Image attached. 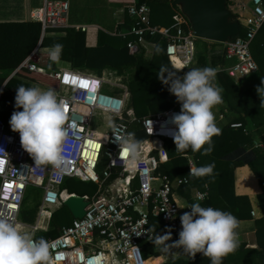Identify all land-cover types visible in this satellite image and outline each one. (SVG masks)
Returning a JSON list of instances; mask_svg holds the SVG:
<instances>
[{
    "label": "built area",
    "instance_id": "built-area-1",
    "mask_svg": "<svg viewBox=\"0 0 264 264\" xmlns=\"http://www.w3.org/2000/svg\"><path fill=\"white\" fill-rule=\"evenodd\" d=\"M251 2L253 17L246 26L245 35L221 44L225 60H232L233 64L218 71L234 80L244 79L257 71L250 45L264 24V3L262 0ZM68 13L69 4L65 0H44L40 7L31 11L30 20L40 24V42L14 73L23 69L45 74L43 68L38 66L41 57L56 64L49 59V50L44 52L40 44L49 32L67 27ZM126 14L131 27L118 32L116 36L127 39L129 52L151 57L156 46L153 40L159 37L165 41V55L173 69V58L184 69L197 63L201 54L196 51L195 41L201 39L194 35L181 13L173 17L174 23L168 27L151 23L150 9L146 4L134 1L126 9ZM49 76L58 83L55 91L65 103L68 115L70 148L67 163L60 169L51 165L35 166L33 159L20 146L19 133L11 131L10 124L0 121V148L5 152L0 151V218H8L18 224L22 232L35 238L39 230L47 231V228H38L42 218H45V226H49L54 212L63 207L69 197H80L87 203L83 217L73 219L69 226L60 229L56 237L47 239L51 264H150V258H145L142 252V246L153 239L150 217L159 218L163 225L179 233V217L183 213L175 192L189 186L195 177L189 174L191 168H196L191 158H187L185 176L169 178L157 173L160 164L166 161L162 139L173 140L175 126L171 123V117L179 110L172 107L137 119L132 112L125 110L129 92L121 80L111 82L104 76L64 69L51 72ZM114 87L120 88L119 94L112 95L106 91V88ZM98 112L109 118L110 131L105 140L96 138L91 128L92 117ZM134 123L143 130L146 139L141 144L139 162L130 165L129 154L119 148L116 139L134 133ZM228 126L232 129L242 128L241 123L237 122H230ZM154 140L158 141L159 146L150 145L144 155L143 145L152 144ZM102 154L105 155L106 164L99 175L97 168ZM116 168L120 169L118 177L105 186ZM130 169L135 174L128 179ZM70 179L95 184V195L89 197L69 193L62 187ZM30 188L40 190L41 195L34 222L25 223L20 216ZM205 197V193L195 195L200 201Z\"/></svg>",
    "mask_w": 264,
    "mask_h": 264
},
{
    "label": "trees",
    "instance_id": "trees-1",
    "mask_svg": "<svg viewBox=\"0 0 264 264\" xmlns=\"http://www.w3.org/2000/svg\"><path fill=\"white\" fill-rule=\"evenodd\" d=\"M235 0H226V7L235 16V19L240 18V9L234 4ZM172 0H136L137 4H146L150 9V20L153 25L160 27H168L174 23L173 17L175 12L171 7ZM264 25V24H263ZM131 27L129 18L118 27L123 31ZM239 35H245L246 29L239 25ZM40 38V24L37 22H5L0 23V73L14 71L19 64L34 50ZM127 39L115 35H108L103 32L98 33V42L95 48H87L84 46V35L75 31L68 30L65 38H44L42 46L52 47L55 44H62L63 51L60 56L61 60L72 62L76 57L83 59L82 65L75 64L81 68H87L101 75L103 71H113L116 76H127L128 91L131 95V107L137 119L156 115L174 106L180 111V104L176 101V97L168 91V86L162 83L159 77V70L162 67L173 69L165 55V41L155 37L153 40L156 46L153 50L150 60H145L143 55L132 54L126 48ZM251 55L253 47L250 48ZM223 56L222 45L218 43L211 44L205 49L204 54L199 56L197 63L198 67H213L217 68L219 64L225 62ZM221 68V67H220ZM217 71L216 83L222 91L224 107H226L229 116L232 117L231 122L241 123L242 128L232 129L226 124L220 135L214 137L216 144L225 142H233L235 148L221 157H216L210 154L200 152H177L175 144L170 140H165V152L169 160L158 167L157 173L167 175L169 178L185 176L187 174V158H192L196 168L201 166L214 164V171L211 176L192 178L190 187H196L200 190H206L208 197L202 202H193L188 200L189 205L192 203H200L202 207H213L226 211L234 215L238 221L254 219V212L251 214V205L248 194H236L234 189V204L233 206H225L217 196V177L220 172H231L233 177H238L246 170L250 171L255 176L260 192L256 194L259 207L262 212V217L254 219L256 226V241L258 248L256 250H247L243 245H238V256L233 264H256L264 261V151L256 142L258 131L256 128L264 124V106L261 105V98L257 93L258 85L245 92L241 91L236 86L232 78L224 72ZM189 69H184L176 74L183 76ZM23 72L29 71L20 69L16 72L17 76ZM37 74V73H35ZM40 75V74H38ZM167 77L168 73L164 74ZM6 77H0V121L3 124H9L11 114L16 109L14 107L15 94L17 86L27 84L15 78H10L7 82ZM49 79V78H48ZM45 86L56 88L57 85L50 83ZM111 90H109L110 92ZM114 93V91H111ZM134 134L137 140L144 141L146 135L143 130L136 124ZM245 130V132L243 131ZM143 148L148 149V143L143 145ZM142 148V149H143ZM106 164V158L101 156L98 164L97 173L101 175ZM120 169L113 170L110 179L105 183L108 186L114 181L119 174ZM68 181V180H67ZM66 181V182H67ZM63 184V189L67 183ZM188 187V186H184ZM181 187V188H184ZM234 187V182H233ZM97 189V187H96ZM35 189H28V193L33 195ZM72 193V192H69ZM75 194V193H73ZM77 195V194H76ZM82 196V195H78ZM28 197L24 200V207L21 212V220L25 223H33L36 213L37 204L29 205ZM59 214V218L57 215ZM73 221V217L69 211L63 206L51 217L49 226L46 232L42 231L35 235L36 239L54 238L58 235L63 227L69 226ZM150 229L153 233V239L143 246L145 258L157 257L158 255L152 251V245L155 243L157 235L164 234L166 230L178 239L176 229L163 225L159 218L150 217ZM176 231V232H175ZM174 232V233H173ZM163 264H210V260L202 254L197 253L192 259L176 258L171 262ZM222 264H227V256L223 259Z\"/></svg>",
    "mask_w": 264,
    "mask_h": 264
},
{
    "label": "clouds",
    "instance_id": "clouds-1",
    "mask_svg": "<svg viewBox=\"0 0 264 264\" xmlns=\"http://www.w3.org/2000/svg\"><path fill=\"white\" fill-rule=\"evenodd\" d=\"M62 51V44L53 45L48 51L49 59L58 62ZM182 69L184 66H175L171 70L162 67L158 74L181 106L179 113L171 117L175 126L172 132L175 151L195 153L203 150L204 154H210L212 138L221 134L212 110L223 102V89L216 83L217 71L213 67L192 68L178 76L176 73ZM165 73H168L167 77ZM257 93L264 106V79ZM14 100V107L21 110L11 114L10 128L19 133L20 146L33 159L34 165H51L57 169L65 166L70 148L68 115L65 103L55 89L19 85ZM116 142L129 154L130 165L139 162L142 141L137 140L134 133L118 137ZM0 151L4 152L2 148ZM214 167L209 164L191 168L189 174L211 176ZM187 208L190 211L179 217L178 239L166 249L179 248L189 259L200 253L210 260V264H222L223 259L238 248V219L229 212L202 207L200 203H192ZM170 239L168 232L157 235L155 243ZM0 264H51L50 244L44 238L35 239L22 232L18 224L8 218H0Z\"/></svg>",
    "mask_w": 264,
    "mask_h": 264
},
{
    "label": "crops",
    "instance_id": "crops-1",
    "mask_svg": "<svg viewBox=\"0 0 264 264\" xmlns=\"http://www.w3.org/2000/svg\"><path fill=\"white\" fill-rule=\"evenodd\" d=\"M65 1H67L69 4V13L66 22L67 27L65 29H61L58 31L49 32L44 38H65L68 30H75L81 33L82 35H84L85 47L95 48L97 46L99 32L116 36L118 32L122 31L121 29H118V27L123 23V21L127 19L126 9L130 4H132L136 0H65ZM43 2L44 0H0V23L30 22L31 11L40 7L43 4ZM262 2L264 3V0H262ZM234 4L240 8L238 12H240L241 15L240 18L237 19L239 25L243 26L246 29L247 24L251 21L253 17L252 2L251 0H235ZM40 34H41V28H40ZM43 39L41 40L40 47L45 52V50H49L51 47L42 46ZM39 42H40V38L37 45L39 44ZM252 47H253V53L255 55V56L252 55V58L257 65L256 73L241 80L232 79L233 83L236 86H238V88L243 92L260 85L262 79H264V25L260 28L256 36L254 37L250 45V48ZM82 61L83 59H78V57H76V59H74L72 62H67L59 59V61L56 62V64H54L51 62H47L45 60V57H41L38 66L40 68H43L45 74L38 75V73L35 74L33 72L30 73L23 72V74L20 77L17 76L16 73H14L13 71V73L10 76L6 77L7 79L5 82H7L10 78H15L27 84L28 87H40L41 89L52 88L45 86L43 82H45L46 84L53 83L57 85V87L53 89L57 90L58 83L54 78L49 76L51 72H58L59 70L64 69V70H75L82 73L97 75L95 74L94 71L90 69L81 68L80 66L75 65V64L82 65L83 64ZM232 64H233L232 60H227L223 64L217 65L218 66L217 68L230 66ZM192 68H202V67H198V64L195 63L191 68H189V70ZM100 76H104L106 79H109L111 82L120 81V79H118L119 77L116 76L113 71L105 70L102 72ZM122 85L125 86V83H122ZM108 89L111 90V88H106V90ZM111 91L109 92V94L114 95V93ZM126 101L128 100L126 99ZM223 107H224V103L222 102L221 104L215 107L217 111L214 109L212 110L214 111V114L216 111L215 122L217 126L221 129V131L223 127L226 125L225 123L226 120L230 119V116H228L227 114L226 116L225 113L222 111ZM125 110L127 112H132L131 110L129 111L127 110V102H126ZM97 115H99V117L101 118L102 129H105V127L108 126L110 123L109 118L106 115L101 114L100 112ZM220 116H223V118L220 119ZM135 126H136L135 123L132 124L133 129ZM98 128H100V126ZM98 128H93V135L100 140H104L106 134L105 132L104 133L98 132L96 130ZM256 131H258L256 136L257 138L256 141L260 142L259 147L264 151V124L261 127L256 128ZM214 137L212 138L213 156L216 157L224 156L225 154L231 152L235 148V144L233 142L224 141L221 144H216L214 142ZM150 145L158 147L159 143L157 140H154L152 144L148 143L149 148L148 149L143 148L142 149L143 154H147V152L150 149ZM168 160L169 158L166 154L165 162H167ZM191 160L195 161L192 158ZM217 178H218L216 184L217 196L225 206H229V207L233 206L234 189H235V193L238 195L248 194L249 196L248 198L251 205V214L253 212L255 214L253 218L259 219L262 217V212L259 207L258 201L256 199V194L260 192V188L258 186L255 176H253V174L250 171L246 170L245 172L241 173V175H238V177L235 176V178L233 177V174L231 172H227V171L220 172ZM233 182H234V187H233ZM175 193H176V200L178 202L180 211L182 213L190 211V209L187 208V206L189 205L188 200H191L193 202H202L206 200L208 197L206 190H200L196 187L191 188L190 185L188 187L179 188ZM196 193H205L206 197L202 201L197 200L195 198ZM254 219L239 221V227L236 229V232L238 234L239 245H243L244 248L247 250H256L258 248L256 241V226L254 224ZM43 220L44 218H42L39 221L38 228L48 229V226H45L46 223H44ZM163 228L164 230H166V232L164 234H161L160 236H163L166 233L170 232L165 227ZM175 240L177 239H175L174 236L171 234V239L169 241H164L163 243H159V244H164L160 246H166L167 244L169 245ZM155 244L156 243L152 245V251L156 253L158 256L150 257V259L160 257L163 259L161 264L171 262L176 258L189 259L186 255L182 253L180 249L178 250V248H171V247H169L170 248L168 254L169 257L166 258V256L159 253V250H162L163 248L159 247V249H156L154 247ZM237 249L235 252L227 255V264L235 263V259L239 256L238 254H241L240 252L238 253L239 250L237 251ZM254 262H256V264H264V261L257 262L256 259L254 260ZM157 264H160V262H158Z\"/></svg>",
    "mask_w": 264,
    "mask_h": 264
},
{
    "label": "water",
    "instance_id": "water-1",
    "mask_svg": "<svg viewBox=\"0 0 264 264\" xmlns=\"http://www.w3.org/2000/svg\"><path fill=\"white\" fill-rule=\"evenodd\" d=\"M171 7L179 8L198 39L223 44L239 35V22L226 7V0H172ZM63 205L73 219H80L87 203L71 196Z\"/></svg>",
    "mask_w": 264,
    "mask_h": 264
},
{
    "label": "rangeland",
    "instance_id": "rangeland-1",
    "mask_svg": "<svg viewBox=\"0 0 264 264\" xmlns=\"http://www.w3.org/2000/svg\"><path fill=\"white\" fill-rule=\"evenodd\" d=\"M172 3V2H171ZM171 5V4H170ZM173 8V10H174V14L175 15H180V10H179V8L178 7H172ZM201 44H202V46H201ZM208 45L210 46L211 45V43H207V42H204L203 40H196L195 41V46H196V51H197V53L199 54L200 53V50H201V55L200 56H202L203 54H204V51H205V49L208 47ZM144 57V56H143ZM145 58V60H150V55H147L146 57H144ZM13 73V71H7V72H4L3 74H0V76H3V77H7V76H10L11 74ZM127 76L128 75H126V77H124V76H119V78L118 79H120L121 81H122V83H125V86H127L128 87V82L126 81V79H127ZM129 89V88H128ZM109 90L110 89H108V90H106L107 92H109ZM111 90L112 91H114V95H117V94H119V92H120V88H118V87H114V88H111ZM119 96V95H118ZM225 106V105H224ZM174 107H176V106H174ZM214 110H216L217 111V109L214 107L213 108ZM219 109V108H218ZM222 109V108H221ZM127 110L129 111V110H131L132 112H133V110H132V107H131V95H130V92H129V98H128V101H127ZM228 109L226 108V107H223V112L225 113V115L227 114L228 116H229V113H228V111H227ZM216 111H215V114H216ZM219 111V110H218ZM214 112V111H213ZM220 112V111H219ZM218 112V113H219ZM99 113V112H98ZM134 113V112H133ZM215 114H214V116H215ZM220 114V113H219ZM134 115V114H133ZM226 115V116H227ZM135 116V115H134ZM149 116H152V115H149ZM232 117H234V116H230V119H228V120H226V124H228V123H230L231 122V120H232ZM136 118V117H135ZM223 118V116H220V119H222ZM100 126V128H98ZM91 128L93 129V128H98V129H96L98 132H101V133H104L105 132V134H106V136L108 135V133H109V131H110V129H109V125L108 126H106L105 127V129H102V122H101V118L99 117V115H95V116H93L92 117V120H91ZM101 136H103V135H101ZM100 136V137H101ZM105 140V139H104ZM164 142H165V139H162ZM256 142H258V141H256ZM258 145L260 146V142L258 143ZM103 157L105 158V155L103 154ZM67 184H66V186H65V189L68 191V192H72V193H75V194H77V195H87V196H89V197H91V196H93V195H95V191H96V185L95 184H93V183H89V182H84V181H79V180H76V179H70V180H68L67 182H66ZM40 195H41V191L40 190H35L34 191V194L33 195H31V194H27V197H28V200H29V205H27V206H29V207H31L32 205H35V204H37L38 202H39V199H40ZM57 217L59 218L60 216H59V214L57 215ZM43 222L44 223H46V221H45V218H44V220H43ZM45 225V224H44ZM40 232H42V231H40L39 230V232H37L36 234H38V233H40ZM163 243V242H162ZM148 244V243H147ZM166 244V243H165ZM144 245H146V244H144ZM143 245V246H144ZM160 245H164V244H159V243H156L155 244V248L156 249H159V247H162L163 249L162 250H159V253L160 254H163L164 256H166V258H168L169 256H168V254H169V249L170 248H167L166 249V246L168 245H166V246H160ZM143 246H142V252H143ZM178 250H179V248H178ZM143 256L145 257V255H144V252H143Z\"/></svg>",
    "mask_w": 264,
    "mask_h": 264
},
{
    "label": "bare ground",
    "instance_id": "bare-ground-1",
    "mask_svg": "<svg viewBox=\"0 0 264 264\" xmlns=\"http://www.w3.org/2000/svg\"><path fill=\"white\" fill-rule=\"evenodd\" d=\"M172 60H173V63H174L175 66H182L181 64H179V61L177 59L173 58ZM134 174H135V172L132 169H130V173H129L128 179H130V177L133 176ZM162 261H163V259L159 257V258L149 259L148 263L157 264L158 262H160V264H161Z\"/></svg>",
    "mask_w": 264,
    "mask_h": 264
}]
</instances>
